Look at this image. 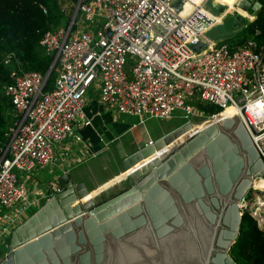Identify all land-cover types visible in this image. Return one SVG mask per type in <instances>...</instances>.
<instances>
[{
  "label": "built area",
  "instance_id": "obj_1",
  "mask_svg": "<svg viewBox=\"0 0 264 264\" xmlns=\"http://www.w3.org/2000/svg\"><path fill=\"white\" fill-rule=\"evenodd\" d=\"M206 1L77 0L67 23L46 30L39 41L53 56L49 89L47 71L23 70L13 52L4 55L5 63L15 60L4 85L15 118L0 154V244L8 243L29 207L59 190L56 179L35 188L26 181L37 165L54 160L57 143L81 139L77 127L91 123L84 104L92 85L99 101L140 122L179 111L185 121L198 123L192 118L199 101L220 107L203 113L199 122L205 124L210 117H226L223 111L232 105L264 161V43L249 37L233 47L209 38L206 31L223 15L209 10ZM249 190L241 211L251 208L244 203Z\"/></svg>",
  "mask_w": 264,
  "mask_h": 264
},
{
  "label": "water",
  "instance_id": "obj_2",
  "mask_svg": "<svg viewBox=\"0 0 264 264\" xmlns=\"http://www.w3.org/2000/svg\"><path fill=\"white\" fill-rule=\"evenodd\" d=\"M192 124L127 154L124 186L111 195H89L84 182L61 172L59 190L12 229L0 264H236L229 250L240 202L264 176V161L237 115L210 117L175 142Z\"/></svg>",
  "mask_w": 264,
  "mask_h": 264
},
{
  "label": "trees",
  "instance_id": "obj_3",
  "mask_svg": "<svg viewBox=\"0 0 264 264\" xmlns=\"http://www.w3.org/2000/svg\"><path fill=\"white\" fill-rule=\"evenodd\" d=\"M67 1L72 2L69 9L65 6ZM76 1L0 0V154L8 141V126L15 118L12 102L4 91V85L11 79L10 71L15 67V60L5 63L4 55L13 52L23 70L45 73L53 56L45 51L39 42L40 38L46 30L67 23ZM256 30L259 31L257 34ZM249 37L264 43V0L252 20L223 40L235 47ZM54 80L55 72L52 71L45 89L51 88ZM194 105L205 114L220 110V107L211 103L195 101ZM229 254L236 264H264V228L259 227L256 218L248 210L242 213L240 231Z\"/></svg>",
  "mask_w": 264,
  "mask_h": 264
},
{
  "label": "crops",
  "instance_id": "obj_4",
  "mask_svg": "<svg viewBox=\"0 0 264 264\" xmlns=\"http://www.w3.org/2000/svg\"><path fill=\"white\" fill-rule=\"evenodd\" d=\"M201 1L194 0L195 3ZM84 112L91 123L77 127L81 139L69 137L57 143L54 160L46 165H37L26 181L27 186L41 187L48 180L56 179L61 172L67 171L75 183L84 182L89 195L99 190H105V196L111 195L124 186L123 181L119 182L127 171L122 165V159L149 139L154 140L179 124L167 122L151 127L146 124V120L157 117H147L140 122L138 116L117 111L99 101L96 88L87 94Z\"/></svg>",
  "mask_w": 264,
  "mask_h": 264
},
{
  "label": "rangeland",
  "instance_id": "obj_5",
  "mask_svg": "<svg viewBox=\"0 0 264 264\" xmlns=\"http://www.w3.org/2000/svg\"><path fill=\"white\" fill-rule=\"evenodd\" d=\"M217 1V0H216ZM232 4L231 5H227L225 6H221L219 9L216 8V6L212 5V2L210 0H207L205 2V6L213 11L214 13H219L222 14L223 17L221 18V21L214 24L213 26H211L207 31H206V35L213 39V40H219V39H223L226 38L228 36H232L234 35L237 31H239L243 25L245 23H247V21H250V18L255 17L256 11H254V14H246L245 16H241V18L234 23V19L237 18L238 14H240L238 12L236 3L238 2V0H232L231 1ZM72 5V2H65V6L67 7V9H69ZM219 18V16H217ZM95 87L92 85L88 88L87 90V94L90 92L91 89H94ZM204 112L198 111V116L192 118V120L194 121H199L200 119H202ZM205 114V113H204ZM230 114V113H229ZM168 119H157V118H153V119H147L146 124H148L149 126L153 127L155 124H159V125H163L166 124L168 122V124H177L180 122L185 121V118H183L180 115L179 111H175L174 115L172 118ZM257 187L252 186L251 189L249 190L248 193V197H246L244 203L247 204L249 207L247 206V210L250 211L254 214V212L256 211V215L254 216L256 218L257 224L259 225V227L264 228V204H260L263 206H260L259 204H257L258 201V197L261 196V199L259 200H264V190H262V188L260 187L259 190H257ZM258 206V209H256ZM36 206H31L27 209V214L30 215L33 211L36 210ZM261 216V219H259L258 214ZM6 251V245L4 244H0V259L3 257L4 252Z\"/></svg>",
  "mask_w": 264,
  "mask_h": 264
},
{
  "label": "bare ground",
  "instance_id": "obj_6",
  "mask_svg": "<svg viewBox=\"0 0 264 264\" xmlns=\"http://www.w3.org/2000/svg\"><path fill=\"white\" fill-rule=\"evenodd\" d=\"M219 1L220 3L222 4H227V5H231L232 2L230 0H217ZM253 0H248V3L246 4H242V0H238V2L236 3V6H237V9H238V12L240 13V15H243L245 16L246 14H254V11L258 9V7L260 6L262 0H256V2L254 3V5L249 9V7L251 6V2ZM223 113L227 116H232L234 115L235 113V108L232 106V105H229L227 106ZM230 113V114H229ZM203 122H199V123H196V124H192V128H190L189 130H187L185 133H183L179 138H177L175 140V142H178L180 141L181 139H183L184 137H186L187 135L197 131L198 129L202 128L203 127ZM174 143V142H173ZM171 145V144H170ZM167 146V148L170 147ZM142 162H144V160H141L140 162H138L137 164H135L136 166L137 165H140ZM253 183L256 185V186H259L262 188V190H264V177H260L258 179H255L253 181Z\"/></svg>",
  "mask_w": 264,
  "mask_h": 264
},
{
  "label": "flooded vegetation",
  "instance_id": "obj_7",
  "mask_svg": "<svg viewBox=\"0 0 264 264\" xmlns=\"http://www.w3.org/2000/svg\"><path fill=\"white\" fill-rule=\"evenodd\" d=\"M256 2V0H253L252 2H251V6L249 7V9L254 5V3ZM6 252V251H5ZM4 252V253H5Z\"/></svg>",
  "mask_w": 264,
  "mask_h": 264
}]
</instances>
